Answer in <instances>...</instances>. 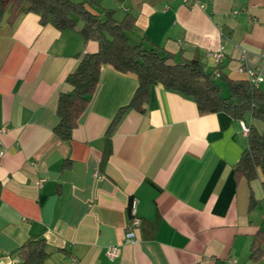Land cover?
<instances>
[{
	"label": "crops",
	"instance_id": "crops-1",
	"mask_svg": "<svg viewBox=\"0 0 264 264\" xmlns=\"http://www.w3.org/2000/svg\"><path fill=\"white\" fill-rule=\"evenodd\" d=\"M201 2L204 9L183 0H92L86 8L112 10L119 21L133 15L132 44L159 46L177 63L199 59L208 72L220 67L218 80L248 81L239 70L244 57L256 68L264 55V0ZM80 27L61 32L35 14L0 23V264H22L18 250L33 236L47 240V264H264V255L249 259L264 219V177L234 175L248 147L241 121L201 116L194 101L153 86L145 112L127 111L114 130L102 166L108 129L139 86L134 74L105 66L72 140L57 137L67 78L80 56L99 49ZM222 48L217 67L210 54ZM244 123L264 131L251 116ZM134 200L141 228L127 245ZM112 246L122 249L114 261L105 253Z\"/></svg>",
	"mask_w": 264,
	"mask_h": 264
},
{
	"label": "trees",
	"instance_id": "trees-1",
	"mask_svg": "<svg viewBox=\"0 0 264 264\" xmlns=\"http://www.w3.org/2000/svg\"><path fill=\"white\" fill-rule=\"evenodd\" d=\"M92 0H0V23L7 20L13 25L23 14L39 16L43 26L52 25L57 30H76L85 42L98 44L96 53L80 56L76 70L67 78L71 92L58 98V124L54 132L63 142H70L79 120L91 103L99 86L101 70L112 67L121 74H134L139 86L129 105L121 108L112 121L106 138L102 166L112 154V134L129 110L145 112L151 98L153 86L161 85L165 90L179 94L196 103L201 116L224 113L235 121L245 122L247 116L264 124V89L249 81L231 80L222 77L224 87L217 82L222 76L218 70L206 71L199 59L175 62L174 56L163 52L159 46L145 47L144 43L130 42L129 34L135 27V17L128 14L122 21L115 12L104 10L93 14L86 8ZM227 94V95H226ZM248 147L234 167L237 182L245 179L251 183L262 174L264 177V131L259 133L249 126ZM67 165H65L66 167ZM264 190V181L262 183ZM251 200V209L255 206ZM264 219L253 238L249 259L259 261L264 255ZM22 264H47L48 242L40 236L31 237L18 250Z\"/></svg>",
	"mask_w": 264,
	"mask_h": 264
},
{
	"label": "built area",
	"instance_id": "built-area-1",
	"mask_svg": "<svg viewBox=\"0 0 264 264\" xmlns=\"http://www.w3.org/2000/svg\"><path fill=\"white\" fill-rule=\"evenodd\" d=\"M214 0H207V3H213ZM183 3L185 5H196L199 6L200 8L204 9L206 7L205 3H202L201 0H183ZM216 62V66L219 67L220 63L222 62L224 58V52L223 48L216 53H211L210 54ZM244 65L241 67L239 70L241 74H244L247 76L248 81L256 86L260 87L262 84H264V55L261 56L260 63L256 68H250L247 65H245L246 62V57H244ZM242 129H243V134L245 136H248L249 134V127L242 122ZM6 132V128H2L0 130V133L4 134ZM4 152L0 151V161L4 157ZM130 222L128 224L126 233H125V244H135L138 240L137 232L141 228V220L137 216V201L134 200L131 204L130 208ZM106 256L109 260L114 261L118 259L121 256L122 249L121 246H112L109 247L106 250Z\"/></svg>",
	"mask_w": 264,
	"mask_h": 264
},
{
	"label": "rangeland",
	"instance_id": "rangeland-1",
	"mask_svg": "<svg viewBox=\"0 0 264 264\" xmlns=\"http://www.w3.org/2000/svg\"><path fill=\"white\" fill-rule=\"evenodd\" d=\"M117 13H118V14H117L118 19H121V16H120L119 12H117ZM217 82H218L219 84H221L222 87L225 88V86H224V82H223L222 80H217ZM226 95H227V94H226Z\"/></svg>",
	"mask_w": 264,
	"mask_h": 264
}]
</instances>
